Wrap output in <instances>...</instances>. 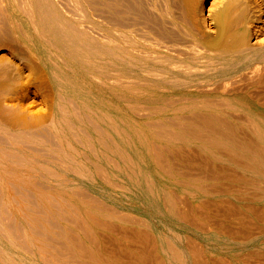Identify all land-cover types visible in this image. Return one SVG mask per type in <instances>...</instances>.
<instances>
[{
  "label": "bare ground",
  "instance_id": "obj_1",
  "mask_svg": "<svg viewBox=\"0 0 264 264\" xmlns=\"http://www.w3.org/2000/svg\"><path fill=\"white\" fill-rule=\"evenodd\" d=\"M147 96L151 100L157 99L156 105L135 103V99L138 102L139 97H144L145 101ZM247 98L255 100L264 110V0H0V199L2 196H16L14 201L10 200L9 206L14 202L29 215L28 211L38 208L39 204L32 203V200L29 202L25 198L28 195L35 199L40 195H49L50 198L73 192L80 197H93L91 188L56 186L44 182L46 180L68 175L97 181H108L112 175L118 178L122 167L124 103L129 104L128 110L134 115L176 116L168 123L153 119L152 125L167 130L173 127L184 129L197 140L220 147L232 162L241 163L239 167L244 164L252 170L255 163L234 151L235 148L225 147L219 136L225 135L243 150L260 156L261 164L264 163V146L252 137V140L241 137L238 132L246 127L245 123L255 127L257 121L244 117L243 124L229 118L256 113ZM99 100L112 102V133L106 128L107 111L95 104ZM92 128L100 135L102 147L107 143V135L112 136L114 155L106 156L111 161L112 171L95 161L90 153L98 152ZM196 152L182 150L178 153L182 159L181 166L189 168L198 178L225 179L227 185L231 180L242 181L240 179L244 176L239 175L241 172L218 164L217 167L209 157ZM80 156L84 166L79 161ZM95 156L99 157L97 153ZM163 162H167L165 158ZM53 165L60 166L63 171L53 168ZM248 167H245L247 171ZM113 183H110L113 187L119 186L117 181ZM72 203L66 205L72 208ZM222 204L209 203L212 214L200 211L203 219L212 221L210 226L203 228L204 231L228 235L241 243L264 234V207H253L251 203L245 208L240 203ZM188 217L191 224L196 222L195 212L191 211ZM97 218H93L96 224L110 227L117 236H100L98 230L86 221L72 218L85 238L75 232L70 234L68 241L54 239V243L48 242L50 245L45 242L47 247L42 239L37 238L41 243L38 247L42 259L47 264H168L158 253V242L150 235L151 232L123 228V224L119 228L111 222L115 226L106 225ZM130 218L126 220L132 222ZM29 222L32 228H37L34 221ZM198 224L196 227L200 228ZM0 228L3 229L2 226ZM34 232L33 236L39 233ZM8 233L6 230L3 235L10 241ZM195 242H186L185 255L171 246L172 258L179 264H264V252L261 250L232 257L227 253L228 256L221 258L214 255L209 243Z\"/></svg>",
  "mask_w": 264,
  "mask_h": 264
},
{
  "label": "rangeland",
  "instance_id": "obj_2",
  "mask_svg": "<svg viewBox=\"0 0 264 264\" xmlns=\"http://www.w3.org/2000/svg\"><path fill=\"white\" fill-rule=\"evenodd\" d=\"M139 98H140V100H139ZM139 98H137L139 100L138 102L135 99V103L144 104V105H156V103H157V99L151 100V97H148V96L145 97L146 98L145 101L143 100L144 97H139ZM247 100L249 101L252 108L254 109V111L258 115L255 113L256 115L252 114L250 116H241V118H238L235 116H234V118H232L233 116L229 117V118L232 121H235L237 123L241 122L243 124H244V122L242 121V118H244V117L252 119L255 122L257 121V125L255 127L245 123L246 127L243 128V130L240 129L238 132L240 133L239 135L241 137H243L247 140L248 139L252 140V138H253L254 141L256 140L255 142H257L259 145L264 146V110L255 100L249 99V98H247ZM95 104L97 106H99V105L103 106L105 108V110L107 111L109 119H108V125H106V128L108 129V132L112 133L111 121H112V117H113V113H114L112 102H102V100H99V101H96ZM128 109H129V104L124 103V111H126V112H124L123 118H122V135H123L122 136V145H121V156H122L121 157V164H122V167H121V172H120L118 178H115V176L112 175L108 181H104V180H98L97 181V180H94L93 178L68 175V173L65 172V174L68 175L65 178H59V179L51 178L52 179L51 181H47V180L44 181L46 183H49L51 185H56V186L62 185V186H69V187H75V188H78V187L91 188L94 190L93 191L94 192L93 197H92V195L89 198L87 196H86V198L84 196L80 197V194L78 195L77 193H73V192L70 194H65V195H60V196H55V197L50 196V198H49V195H44V196L40 195V196H35V199H34V196L28 195V196H25V198H27L29 200V202H31V200H32V203L39 204V205H38V208L36 206L35 209H30L28 211L29 215H27L25 213L24 209H22L19 206H16L14 202H12V204L10 203L11 206H9L10 200L14 201L13 199L16 196H12V197L2 196V198L0 199V202H1L0 203V205H1L0 206V221H1L0 226H2L3 229L0 228V250H1L0 251V264H10V263L11 264H25V263H27V264L28 263L29 264H47L41 257V251L39 250V247H38V243L39 244H41V243L37 242L38 241L37 238L42 239L44 246L49 244L48 242L54 243V239L67 240L68 241L69 237L72 236L70 234H72V233L74 234L75 232H76V234L80 233L82 238H85L84 233L81 231L79 226L73 224V219H75L76 221H82V220L86 221L87 223L92 225V228L94 230H96V231L98 230L97 232L100 236H105V234L109 235L108 237L117 236L115 234V232L110 227H108V226L102 227V226L96 224L94 222L93 218H97V217H98L97 219H100V221H103V223L106 225L115 226L117 224L116 227L120 228V227H122L121 225L123 224L124 225L123 228H130V229H135V228L139 229L140 228L142 230L148 231L149 233L151 232L150 235L152 234V237L154 239H156L158 242V253L162 255L163 259L165 258L164 261L166 263L168 262V264H179L176 260H174V258H172V257H174V255H173V253H171V250H170L171 246L175 247L180 252V254L185 255L186 247H187L186 242L188 243V242H192V241H194V242L196 241L195 243H202V242L209 243L212 247V252L214 253V255L219 256V257L228 256L227 253H229V257H232V256H238L240 254L246 255V254H248L247 252L252 253L254 250H255V252L256 251L260 252V250L262 252H264V250H263L264 249V234L259 235L252 240L246 241L247 243L246 242L241 243L238 240L232 239V237L231 236L229 237L228 235H223V234H219V233L212 232V231H204L203 228L210 226L212 224V221L210 219H203L202 215H200L201 210L208 211L212 214L213 210H212V207L209 205V203H220V204L223 203L222 205H226L229 202L230 203L234 202L236 204L240 203L239 205L242 204L241 206H243L244 208H245V206L248 207L251 203L250 206H253V207H256V205H257V207H260V208L264 207V197H262L264 195V191H262V190H264L263 189L264 188L263 187V185H264V170H263L264 169V163L261 164V162H262L261 157L243 150L242 148L239 147V145L236 142L232 141L231 139L226 137L224 134H223L224 136H221V134H219L220 139L222 138L221 139L222 143L225 144V147L228 146L232 150H234L233 148H235L234 151H237L239 154L245 155L246 157H248V159H250L256 165V167L252 168V170H254V171L249 169L250 167L245 166L244 164H242V168H241V167H239V166H241V163H239L235 160H233L235 162H232V160H231L232 158L230 156H228L227 154H224V152L222 151V149L220 147L212 146V145L206 143L205 141L203 142V140L200 141V139L197 140L193 135H190L191 134L190 132L188 134H187L188 131L185 130V132H184L183 131L184 129H181L179 127H173L172 129L168 128L169 130H167V128H165V127L160 128L157 126V128H156V126L152 125L154 123L155 119H156L155 122L162 121L163 123H168L171 120H175L176 116H171L168 114H150V113L147 114V116L146 115L143 116L142 113L134 115V113L130 112ZM257 116H258V118H257ZM137 117L139 118V120ZM149 120H151V121H149ZM261 120H263V121H261ZM133 124L135 127L133 126ZM249 128L250 129L252 128V130H250ZM253 129L255 131H253ZM91 130L94 131V132L92 131V133L94 136V142L96 144V149H98V152H96V153L98 154L99 157H96L95 156L96 153L93 151H90V153L94 156L95 161L101 162V164L103 166H105L108 170L112 171L111 161L108 160V158H106V156L111 157L112 155H114V153L111 149V145L113 143L111 141L112 136L111 135L109 136V134H108L106 137V139H107L106 145L109 148L106 145L104 147H102L101 143H100V135L93 128ZM145 130H147V131H145ZM148 130H149V132H148ZM170 131H173L174 133L170 132ZM177 131H178V133H177ZM243 131H245L246 133H244ZM251 132H253V133L251 134ZM260 132L263 133V135ZM162 133H163V135H162ZM184 133H186V134H184ZM243 135L246 137H244ZM256 137H257V139H255ZM191 139H194V141ZM223 139L225 140V142L227 141L226 143L228 145H226V143L224 142ZM227 139H229V140H227ZM261 139H262V141H261ZM168 140H170V141H168ZM174 140H176V141H174ZM228 141H232V142H228ZM183 144H184V146H183ZM198 144H199V146H198ZM178 145H179V147H178ZM147 146H151V147H147ZM196 146H197V148H196ZM79 147L83 149V146H79ZM101 147L103 148V150L101 149ZM213 147H215V148H213ZM173 148H175V149H173ZM195 149L197 152L194 151ZM148 150L150 151V153ZM169 150H170V152H169ZM182 150L192 151V152L201 153V154L203 153L202 155L205 156L206 158L209 157L210 159L209 158L208 159L211 161L213 160L212 162L215 163L216 166L218 164L219 167L224 166V168L236 170L237 173L241 172L239 175L244 176L245 180H244V177L242 179H240L242 181H239V180L238 181L237 180L236 181L235 180L229 181V179H227V181H229V183H228L229 186H228L226 184L227 182L225 179H216V178L215 179H207V180L206 179L205 180L200 179L197 176H195L194 173L189 168H187L186 166H181L182 159H181V157H179L178 152L182 151ZM221 151L223 152L222 154H221ZM212 152H213V155H212ZM171 154H172V157H170ZM214 154H216V155H214ZM214 156H215V158H214ZM164 158L167 161L166 163H164L165 161L163 162ZM222 158H223V160H222ZM258 158H260V159H258ZM159 159H161V160H159ZM175 159H176V161H175ZM79 161L80 162L82 161L81 156L79 157ZM175 162H177L176 164H178V166L174 164ZM84 163H85L84 161L81 162V164L83 166L85 165ZM160 163L161 164L163 163L162 165H164V166L162 167L160 165ZM237 163H239V164H237ZM235 165H237L239 168ZM90 166L93 167V165H91V164H90ZM167 166H169L170 168ZM52 167L57 169V170L62 169L60 166H56V165H53ZM161 167H162V169H161ZM231 167H233V168H231ZM245 167L246 168L248 167V171ZM84 168L88 171L87 167H84ZM159 169H160V171H159ZM61 171H63V170H61ZM174 171L177 173H175ZM178 171H180V172H178ZM244 172H246V173L242 174ZM178 174H180V176ZM189 174H191V175H189ZM164 175H166V176H164ZM173 175H175V176H173ZM183 177L188 180L187 183H186L187 180L184 179ZM73 179H74V182H72ZM179 180L181 181V183H179L180 182ZM200 180H201V182L199 183L198 181H200ZM249 180L251 182H254V183L256 182V183L255 184L249 183L250 182ZM111 181H113V182L117 181L119 183V186H117L118 188L113 187L112 185L114 183ZM56 182H58V183H56ZM106 182H109V183H106ZM189 182L191 183V185ZM192 182H194L195 184H193ZM259 182H261V185H259L260 184ZM110 183H113V184H110ZM237 183H240V184H237ZM244 183H246V184H244ZM247 183H249V184H247ZM204 184H206V185H204ZM235 184H236V186H234ZM198 185H200V186H198ZM203 185L205 186V188ZM212 185H214V186L211 187ZM215 185H217V186H215ZM241 185H244V186H241ZM246 185H248V186L251 185V186H249L250 188H248V186H246ZM252 185L254 187H252ZM230 186L233 187V188L231 187L233 189L232 191H229L231 189ZM257 186L259 188H261V192H260V189L257 188ZM241 187L246 192L241 190ZM215 188L217 189L216 190L217 192L215 191ZM244 188H246V189H244ZM251 188H253V189L256 188L258 190L255 189L257 191L256 192L253 189L251 190ZM234 189H236V190L234 191ZM218 190L225 192V193H222ZM205 191L208 193H205ZM171 192H172V194H171ZM247 192L250 194L248 195ZM236 193L237 194L241 193V194L237 195ZM257 193H260V195ZM261 193H263V194H261ZM244 194H247L248 197H247V195L244 196ZM78 196L80 197V199ZM51 197H52V200L54 198L53 201L51 200ZM32 198L36 201H34ZM93 198H94V200L96 198L95 204H94ZM214 198H216L217 200L215 199L216 200L215 201ZM48 199H50V202L48 201ZM97 199H98V201H97ZM180 200L184 201L185 203L184 202L181 203L182 201H180ZM68 202H69V204L74 202V203H72V204H74L72 208L71 207L69 208V204L66 205ZM199 202H200V204L202 203L203 205L202 204L200 205ZM186 203H189V206H191V207L189 208V206ZM244 203H245V205H244ZM40 204H42V205H40ZM105 204H108V206H105ZM74 206H76L77 208L76 207L74 208ZM202 206H203V208H202ZM204 206H205V208H204ZM4 207H6V208H4ZM60 207H61V209H60ZM81 208L84 209V210H82L83 212L81 211ZM191 208H192V210H191ZM5 209H7L8 211ZM39 209H40V211H39ZM115 209L117 211H115ZM32 210H35V211H32ZM41 210H46V211H41ZM73 210H74V212H73ZM76 211H77V213H76ZM181 211H183V212H181ZM191 211H192V213H194V212L196 213V222H192L194 224H191V220H189L190 217H188V216H190ZM60 213H61V215H60ZM62 214H64L65 217H63L64 215H62ZM56 215H58L59 217ZM76 215L78 217H76ZM79 215H80V217H79ZM84 215L87 217V220H86V217ZM121 215H122V217H121ZM181 215H183V216L181 217ZM60 216H61V219H60ZM67 216L68 217L71 216L73 219L71 217L67 218ZM92 216H94V217H92ZM111 216L113 217V219ZM129 216L133 217V218H130ZM124 217H125V219H122ZM128 218H130L131 220L130 219L129 220L132 222H128L127 221ZM186 218L190 221L189 223L187 222L188 220ZM133 219H134V222H133ZM29 220L34 221L36 223V227H37V228L36 227L35 228L39 229V230L32 228ZM112 220H114V221H112ZM119 221H121L122 223H120ZM56 222H58V223L56 224ZM110 222L115 224V225L111 224ZM198 222H199V224H198ZM38 223H40L42 226L39 225ZM195 223L200 225V228H199V226L196 227L197 224L195 225ZM11 224H14V225L10 226ZM18 224H19V226H18ZM71 224H72V226H69ZM12 228H14L15 230H13ZM21 228H22L23 234L21 232ZM45 229H46V231H45ZM6 230L9 232L8 234L11 237L10 241L12 243L4 238L5 235H3V234H6ZM11 230L15 231V233H13ZM31 230L33 232L37 231L40 234L36 233L37 235L33 236V234L35 232L34 233L31 232ZM40 231H42V233ZM71 231H74V232H71ZM2 232H4V233H2ZM42 235H44V236H42ZM112 235H114V236H112ZM15 236H17V237L19 236L20 238L19 237L17 238ZM61 237H62V239H61ZM22 238H24L23 242L26 241L25 242L26 247L29 246L27 249L25 247V243L22 242ZM189 238H191V239H189ZM52 239H53V242H51ZM45 242H46V245H45ZM219 243H220V245H219ZM233 244H236V245H233ZM241 244H243V246ZM30 249H32V252ZM236 254H238V255H236ZM8 256H9V258H7ZM3 257L4 258L6 257V258L4 259ZM11 261H13V262H11Z\"/></svg>",
  "mask_w": 264,
  "mask_h": 264
}]
</instances>
